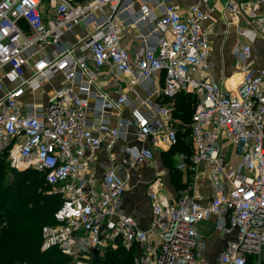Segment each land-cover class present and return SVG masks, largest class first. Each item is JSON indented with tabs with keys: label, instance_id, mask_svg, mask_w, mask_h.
Segmentation results:
<instances>
[{
	"label": "built area",
	"instance_id": "built-area-1",
	"mask_svg": "<svg viewBox=\"0 0 264 264\" xmlns=\"http://www.w3.org/2000/svg\"><path fill=\"white\" fill-rule=\"evenodd\" d=\"M216 1L183 10L172 0H0V158L43 172L50 192L63 199L54 222L43 226V250L56 248L73 264H92L119 246L136 248L137 264H210L200 226L215 216L214 229L231 236L217 264H247L250 255L264 264V65L254 67L251 43L241 44L234 49L242 74L235 89L209 75L205 22ZM221 1L230 14L251 18V31L243 30L250 42L264 34V0ZM136 3L132 23L119 16ZM81 22L93 28L74 45L63 41ZM130 24L141 27L134 50L122 44ZM59 74L63 83L35 99ZM101 74L114 83L127 76L134 91L163 74L155 90L161 101L137 91V100L100 95L94 87ZM180 92L199 98L185 125L191 149L176 153V168L196 191L207 163L213 193L207 203L190 191L170 194L159 174L148 183L151 217L142 227L123 207L126 179L114 167L102 165L101 178L91 171L97 152L119 140L137 141L122 146L131 167L177 145L182 121L173 103ZM91 98L99 104L91 107ZM124 104L130 113H117L114 124L111 111Z\"/></svg>",
	"mask_w": 264,
	"mask_h": 264
},
{
	"label": "crops",
	"instance_id": "crops-1",
	"mask_svg": "<svg viewBox=\"0 0 264 264\" xmlns=\"http://www.w3.org/2000/svg\"><path fill=\"white\" fill-rule=\"evenodd\" d=\"M172 1L184 10L188 9L192 5L198 4L200 0ZM47 7L50 9L49 15H53V9L49 6ZM138 9L139 3H136L132 11L133 13L125 12L119 16L127 22L132 23L135 17L134 14H138ZM105 11L109 13L110 9L106 7ZM258 11L259 13L264 14V5H262ZM156 13L159 14V10H157ZM251 22V18L245 12H241L236 15L230 14L224 8L221 0L214 3L211 16L209 20L205 22V26L209 31L212 47L209 55L208 73L212 78L220 83L224 90L235 89L242 79V74L234 55V49L237 45L251 43L253 66L259 68L264 65V34L259 35L253 42H250L249 37L243 33V30H246L247 32L251 31ZM92 28V25H89L86 22H81L74 27L72 32H67L63 35V41L69 45H74ZM140 30L141 27L139 24H130L122 37V44L134 50L139 43L137 35L140 33ZM61 83H63V75L59 74L51 80L44 89L40 90L34 98L39 100L42 97H45L49 90H53V88L59 86ZM129 83L130 82L127 76L121 77L118 83H114L112 78L101 74L97 81V85L94 87V91L112 99L117 98L120 93L124 92L128 94V97L131 100H137V91L141 97H147L152 102L161 101L160 96L155 92V90L160 89L163 86V74L159 76L156 75L153 78L152 83L146 85V88H143L140 85H135V91L130 88ZM97 104H99L97 99H90L91 107H94ZM119 112L124 116H128L130 113V107L124 104L119 109L111 111L112 114L110 117L114 124L117 122L116 114ZM87 115L90 121L94 123L99 122V118L95 115L93 110H89ZM133 142L137 143L135 139H131L129 142L119 140L115 148L111 151H109L106 146L102 147L97 152L98 163L91 172L96 175V177L101 178L105 172V169L102 167V165H104L105 167H114L119 175L126 179L127 190L123 196V207L128 213L134 214L139 219L142 227H147L151 217V206L147 191L148 183L152 180V178L149 179L150 177H156L160 174L163 184L170 194L176 195L180 191H190L191 193L197 194L198 198L203 203H207L209 201V197L213 193V186L210 179L209 166L205 162H203L200 166L201 177L198 181L199 188L196 191L191 189V183L189 184V179H187L188 174L186 173V177L183 181L186 182V186L182 190L177 188L179 190L178 191L171 182V175L167 167L163 164V162L160 163L158 158L152 162H141L137 164L135 167H139L142 164V170L144 171L147 169V176L143 179L142 175L136 176L137 173H133L131 175L133 177H131L133 181L131 180V182H128L127 178H130V172L133 167L130 165L129 156L122 150V146L124 144H132ZM156 153L158 156L160 151H157ZM215 221L216 217L212 216L210 220L202 222L200 226L201 232L206 237L207 242L205 259L210 264H217L218 255L231 238L230 235L214 229Z\"/></svg>",
	"mask_w": 264,
	"mask_h": 264
},
{
	"label": "trees",
	"instance_id": "trees-1",
	"mask_svg": "<svg viewBox=\"0 0 264 264\" xmlns=\"http://www.w3.org/2000/svg\"><path fill=\"white\" fill-rule=\"evenodd\" d=\"M197 99L195 94L188 92H180L175 99V116L182 121L180 141L169 151L160 152L167 166H171L168 161L174 158V152L191 149L190 142L185 139L190 130L185 125L192 121ZM170 168L171 182L176 189L182 190L186 182H183L181 172ZM174 172L179 173L176 178ZM50 190L43 172L31 168L18 170L11 167L6 157L0 158V264H73L56 248L42 249L43 226L54 222L55 212L63 200L60 194ZM136 252V248L124 246L111 248L104 255L95 257L92 264H137ZM255 262L256 257L250 255L247 264Z\"/></svg>",
	"mask_w": 264,
	"mask_h": 264
},
{
	"label": "rangeland",
	"instance_id": "rangeland-1",
	"mask_svg": "<svg viewBox=\"0 0 264 264\" xmlns=\"http://www.w3.org/2000/svg\"><path fill=\"white\" fill-rule=\"evenodd\" d=\"M193 93H191V95H192ZM197 98H199V97H197ZM198 100V99H197ZM176 101V100H175ZM175 101H174V103H173V105L175 104ZM175 106V105H174ZM196 106H197V103H195L194 105H193V111H192V114H191V117L193 116V114L195 113V110H196ZM178 118V117H177ZM179 119V118H178ZM189 133V132H188ZM189 137H190V135L187 137V138H185L186 139V141H188L189 140ZM189 142V141H188ZM233 149V148H232ZM231 150V149H230ZM159 154V153H158ZM174 154V158H172V159H170L169 161H168V165H171V166H167V164H165L164 162H163V157L159 154L158 156H157V153H156V159L158 158V161L160 162V163H162L163 162V164L165 165V166H167V169H168V171L169 172H171L172 171V169L170 168V167H174L173 169H175L176 168V160H175V156H176V152H174L173 153ZM232 154V153H231ZM228 157H232L233 158V160L234 159H236L237 160V158L235 157V155L234 154H232L231 156H230V153L228 154ZM149 168V167H148ZM143 169V165L141 164L139 167L137 166V167H133V169L131 170V172H130V178H127L128 179V182H131V180H132V174L133 173H137L136 174V176H141L142 175V177H143V179L147 176V174H146V171H147V169H145L144 171L142 170ZM135 171V172H134ZM181 172V174H182V179H183V181H184V178L186 177V174H185V172H182V171H180ZM175 174L173 175V176H175V178L177 177L176 175H178L179 173H176V172H174ZM134 176V175H133ZM132 177V178H131ZM157 177V176H156ZM156 177H150L149 179H151L152 178V180L153 179H155ZM148 179V180H149ZM133 181V180H132ZM263 261H264V256H263Z\"/></svg>",
	"mask_w": 264,
	"mask_h": 264
},
{
	"label": "snow or ice",
	"instance_id": "snow-or-ice-1",
	"mask_svg": "<svg viewBox=\"0 0 264 264\" xmlns=\"http://www.w3.org/2000/svg\"><path fill=\"white\" fill-rule=\"evenodd\" d=\"M40 67H43V65H40Z\"/></svg>",
	"mask_w": 264,
	"mask_h": 264
}]
</instances>
